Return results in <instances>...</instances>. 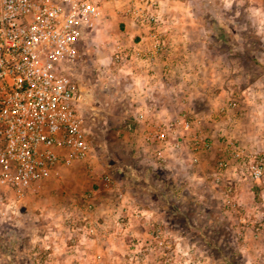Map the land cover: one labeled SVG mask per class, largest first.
Wrapping results in <instances>:
<instances>
[{"label":"rangeland","instance_id":"374dc122","mask_svg":"<svg viewBox=\"0 0 264 264\" xmlns=\"http://www.w3.org/2000/svg\"><path fill=\"white\" fill-rule=\"evenodd\" d=\"M157 1L167 41L157 67L160 79L113 60L117 44L128 49L140 40L142 27L127 14L134 0H119L109 8L84 40L81 59L71 70L63 69L82 87L93 156L58 167L25 199L18 224L1 227L8 264H264V176L258 183L244 181L230 195L213 176L218 160L228 155L225 136L264 157V1ZM197 59L203 64L192 65ZM230 97L237 106L223 114L221 106ZM148 104L152 112L147 119L191 118L201 135L213 139L214 147L199 154L210 165H194L201 178L178 172L177 178L163 181L158 177L164 171L156 175L146 165L138 117ZM174 158H190L188 148ZM129 180L142 202L149 203L135 207L147 211L127 225L120 222L129 212L114 210L117 224L107 227L100 220L91 234L86 225L95 216L94 190ZM145 183L149 194L142 195ZM65 207L70 208L67 215ZM63 222L70 225L65 229ZM158 231L163 244L155 242ZM63 235L71 241V258L65 254L69 259L59 254L67 246ZM81 235L98 237L99 243L83 244L90 254L79 260L72 240ZM133 238L142 239V249L146 244L156 248L136 258L139 248L128 242Z\"/></svg>","mask_w":264,"mask_h":264},{"label":"built area","instance_id":"2783aa9c","mask_svg":"<svg viewBox=\"0 0 264 264\" xmlns=\"http://www.w3.org/2000/svg\"><path fill=\"white\" fill-rule=\"evenodd\" d=\"M118 1L0 0V228L18 224L25 199L58 167L93 156L82 87L63 69L68 66L71 70L81 59L84 40ZM160 7L157 0H134L127 14L142 27L140 40L128 49L119 43L113 52L115 64L134 65L149 79L162 77L157 67L167 50ZM236 106V98L230 97L221 112L226 114ZM150 112L152 108L146 107L137 117L142 118L138 120L143 123L142 142L153 165L168 167L184 148L194 165L200 161V152L214 147L213 139L199 133L197 120L147 119ZM225 137L228 155L218 160L213 176L224 182L230 195L244 181H261L264 157ZM144 211L147 209L134 207L120 223L131 225L132 217L143 216ZM87 226L94 234L96 225ZM159 237L158 231L155 242L163 244L166 240ZM134 239L128 242L133 249L139 248L136 258L156 248L146 244L142 249V239ZM4 255L0 245V264H8Z\"/></svg>","mask_w":264,"mask_h":264},{"label":"crops","instance_id":"0c3cea01","mask_svg":"<svg viewBox=\"0 0 264 264\" xmlns=\"http://www.w3.org/2000/svg\"><path fill=\"white\" fill-rule=\"evenodd\" d=\"M253 3H257L255 1H264V0H253ZM203 64V60L199 61L197 60H193L192 65H200ZM147 107H152L150 104H148ZM238 133L240 132H235V134L239 135ZM213 137H216V135L214 134ZM253 145V143H252ZM144 161L146 162L147 166H151L152 169H155L158 173L156 175H159L162 171H164L163 173H166L164 177L160 178V176L158 177L159 180H166V179H171V178H177L178 175H180V173L178 172H182V176L185 178H189L190 177H198L201 178L202 177V173L201 171H199L197 167L201 166V164L203 163L206 166L210 165V160L207 158L201 159L198 162V164L196 165L197 167H195L191 162H190V158H172L170 161V165L168 167H161V169H159L158 166H155L152 164V161L150 160V157H148V155H146V157H144ZM154 167V168H153ZM157 167V168H156ZM214 171V170H213ZM133 172V171H131ZM147 173V171H145ZM149 173V172H148ZM199 174V175H198ZM149 176V174H148ZM118 178L115 177V180H117ZM190 179V178H189ZM146 185L143 188H141V193L142 195L144 194H149V186L147 183H145ZM138 189V188H137ZM135 187L133 184H131V180H129L127 183H122L120 182L119 185L113 186V187H109L108 189L105 188L104 186L97 188L94 190V208L95 211L92 213L95 216H93V218L90 219V222H88V224H94V225H99L101 224L100 220L103 221V224L107 225V227H111L113 225H116V218H114V216H112V211L114 210H118V212L120 210L124 211H132V209L135 206H146L149 205V203L147 202H142V198H140L137 195V191H135ZM140 190V189H139ZM146 199L149 200V197H145ZM145 199V200H146ZM141 200V201H139ZM64 209V213L65 215H67V211L68 207L63 208ZM70 225V224H68ZM68 225H65V222H63V227L66 229V227ZM94 238V237H93ZM69 238L66 235H63V243H65L67 246L63 247V249L61 250V252H59L61 259H63V256L66 257L67 253L71 251V245H68L69 243H71V241L68 240ZM72 241H74L76 243V246L79 247V255L76 256V259H83L85 258V256H87V254H90L89 250L85 249L83 247V244H95V243H99V238H86L84 235L75 237ZM98 246V245H97ZM96 246L95 249H97L98 247ZM99 249V248H98ZM95 250V251H98ZM52 253H50L51 255ZM66 254V255H65ZM49 255V256H50ZM69 256V255H67ZM91 256V255H90ZM64 257V258H65ZM68 258V257H66ZM69 258H71V256H69ZM68 258V259H69ZM73 259V258H72ZM58 260H60V258L58 257ZM75 264H78L77 262Z\"/></svg>","mask_w":264,"mask_h":264},{"label":"trees","instance_id":"16d2710c","mask_svg":"<svg viewBox=\"0 0 264 264\" xmlns=\"http://www.w3.org/2000/svg\"><path fill=\"white\" fill-rule=\"evenodd\" d=\"M156 168H157V167H156ZM159 169H161V167H159ZM157 171H158V170H157ZM22 211H23V208H22ZM2 228H4V226H3ZM2 228H0V230H1ZM4 239H6V238H4ZM4 239H3V241H4Z\"/></svg>","mask_w":264,"mask_h":264}]
</instances>
